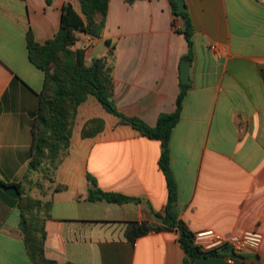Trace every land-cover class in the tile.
Masks as SVG:
<instances>
[{
    "label": "crops",
    "instance_id": "obj_1",
    "mask_svg": "<svg viewBox=\"0 0 264 264\" xmlns=\"http://www.w3.org/2000/svg\"><path fill=\"white\" fill-rule=\"evenodd\" d=\"M67 2L80 13L78 0H0V181L22 193L0 187V264H33L20 196L50 202L36 215L44 256L57 264H182L178 231L156 216L167 201L160 142L120 124L93 96L78 107L69 148L48 182H34L40 172L28 170L44 73L28 58L27 31L38 44L52 39ZM184 2L193 28L189 87L168 141L178 218L192 234L262 237L239 258L191 264H264V0ZM183 24L169 0H109L101 37L80 33L74 48L84 49L86 63L107 57L117 110L153 127L175 110L188 53ZM95 117L103 130L82 138ZM88 174L102 191L131 199L88 200Z\"/></svg>",
    "mask_w": 264,
    "mask_h": 264
},
{
    "label": "trees",
    "instance_id": "obj_2",
    "mask_svg": "<svg viewBox=\"0 0 264 264\" xmlns=\"http://www.w3.org/2000/svg\"><path fill=\"white\" fill-rule=\"evenodd\" d=\"M51 0H46L50 3ZM80 13L67 2L62 5L60 25L54 37L43 44L33 40L27 31V50L30 62L44 73L42 89L37 93L38 108L32 126L31 159L28 170L50 175L61 157L67 152L70 144L72 126L77 109L88 96H93L98 104L109 114L116 116L120 124L129 125L142 136L157 140L161 145L158 167L161 170L167 189V201L163 214L156 215L162 223L178 231V239L185 258L182 264H191L193 260L205 256H227L239 258L232 251L222 249L200 250L193 244V234L178 218L176 207L177 186L169 165L168 141L172 128L177 123L182 101L189 85L179 81V93L172 113H162L157 117L153 127L146 125L135 117L120 113L113 101L111 65L107 57L94 58L89 63L84 59V49L74 48L79 34L84 33L92 39L101 37L109 0H78ZM131 3L133 0H126ZM175 17L183 18L184 26L178 29L188 43V53L183 59L190 60L193 28L187 11L178 12L174 0H169ZM108 43V41H105ZM54 69L50 72L51 66ZM104 128V121L95 117L87 120L81 128V137H93ZM91 184L87 198L90 201L105 200L121 204L131 198L125 195L104 192L98 188L96 180L87 175ZM2 188H14L21 195L20 185L5 184ZM63 187L57 185L55 191ZM50 202L20 196L21 226L25 234L26 248L33 264H57L56 260L44 256L43 246L45 233L42 220L37 217L42 209L49 208ZM37 210L34 214L33 211ZM37 214V215H36Z\"/></svg>",
    "mask_w": 264,
    "mask_h": 264
},
{
    "label": "built area",
    "instance_id": "obj_3",
    "mask_svg": "<svg viewBox=\"0 0 264 264\" xmlns=\"http://www.w3.org/2000/svg\"><path fill=\"white\" fill-rule=\"evenodd\" d=\"M211 49L216 52V47ZM258 231H246L240 236L220 234L211 229L193 233V244L200 250L222 249L230 247L234 255L241 256L244 252L256 250L261 242ZM233 259V257H229Z\"/></svg>",
    "mask_w": 264,
    "mask_h": 264
},
{
    "label": "water",
    "instance_id": "obj_4",
    "mask_svg": "<svg viewBox=\"0 0 264 264\" xmlns=\"http://www.w3.org/2000/svg\"><path fill=\"white\" fill-rule=\"evenodd\" d=\"M174 2L177 4V11L178 12H183L186 11V6L184 0H174ZM183 21L184 19L181 18ZM184 26V24H183ZM189 65L190 62L189 60H182L180 62L179 66V79L181 83L188 84L189 83ZM226 250L230 251L231 248L227 247Z\"/></svg>",
    "mask_w": 264,
    "mask_h": 264
},
{
    "label": "rangeland",
    "instance_id": "obj_5",
    "mask_svg": "<svg viewBox=\"0 0 264 264\" xmlns=\"http://www.w3.org/2000/svg\"><path fill=\"white\" fill-rule=\"evenodd\" d=\"M53 69H54V65L51 66V68H50L51 71L50 72H52ZM50 177H51L50 172L48 174H44V173L40 172L34 182H39V184L41 186H44L45 183L48 182Z\"/></svg>",
    "mask_w": 264,
    "mask_h": 264
}]
</instances>
